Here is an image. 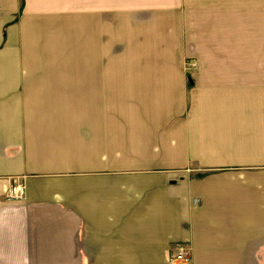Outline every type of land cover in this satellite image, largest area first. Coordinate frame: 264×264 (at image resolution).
Here are the masks:
<instances>
[{
    "label": "crops",
    "instance_id": "crops-1",
    "mask_svg": "<svg viewBox=\"0 0 264 264\" xmlns=\"http://www.w3.org/2000/svg\"><path fill=\"white\" fill-rule=\"evenodd\" d=\"M179 243L264 264V0H0V264Z\"/></svg>",
    "mask_w": 264,
    "mask_h": 264
},
{
    "label": "built area",
    "instance_id": "built-area-1",
    "mask_svg": "<svg viewBox=\"0 0 264 264\" xmlns=\"http://www.w3.org/2000/svg\"><path fill=\"white\" fill-rule=\"evenodd\" d=\"M25 189L22 182L14 181L13 184H11L9 191L6 193L4 199L6 201H15V200H21L24 197ZM194 204H199V200H194ZM173 252V261L187 264L191 260L190 255V249L189 247L184 243L182 245H178L177 247H174L172 249Z\"/></svg>",
    "mask_w": 264,
    "mask_h": 264
},
{
    "label": "rangeland",
    "instance_id": "rangeland-1",
    "mask_svg": "<svg viewBox=\"0 0 264 264\" xmlns=\"http://www.w3.org/2000/svg\"><path fill=\"white\" fill-rule=\"evenodd\" d=\"M14 183V182H13ZM12 183V184H13ZM182 244H184V243H179V244H176V245H174L173 247H171L170 249H169V253H168V262L170 263V264H184V263H179V262H174L173 261V258H172V256H173V252H172V249L174 248V247H177L178 245H182ZM188 264V263H187Z\"/></svg>",
    "mask_w": 264,
    "mask_h": 264
}]
</instances>
